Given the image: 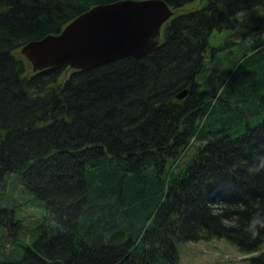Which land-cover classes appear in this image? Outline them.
Masks as SVG:
<instances>
[{"label": "trees", "instance_id": "16d2710c", "mask_svg": "<svg viewBox=\"0 0 264 264\" xmlns=\"http://www.w3.org/2000/svg\"><path fill=\"white\" fill-rule=\"evenodd\" d=\"M117 1L0 0V264H177L179 243L221 238L261 251L264 0H164L144 56L32 71L23 45Z\"/></svg>", "mask_w": 264, "mask_h": 264}, {"label": "water", "instance_id": "95a60500", "mask_svg": "<svg viewBox=\"0 0 264 264\" xmlns=\"http://www.w3.org/2000/svg\"><path fill=\"white\" fill-rule=\"evenodd\" d=\"M170 16L163 0L100 4L59 33L28 42L20 52L34 72L59 66L84 70L126 57L140 58L159 44Z\"/></svg>", "mask_w": 264, "mask_h": 264}, {"label": "rangeland", "instance_id": "374dc122", "mask_svg": "<svg viewBox=\"0 0 264 264\" xmlns=\"http://www.w3.org/2000/svg\"><path fill=\"white\" fill-rule=\"evenodd\" d=\"M224 39L225 37L222 34L214 33L210 39V43L214 47H218ZM0 200H2L1 204L6 207L7 204L5 202H9L7 197L1 195ZM33 212L42 218L45 214V209L38 207ZM27 220L25 223L30 226L32 223H29ZM177 251L179 258L177 264H250L248 257L264 253V247L253 255H243L224 238H221L210 241L181 242L177 245ZM21 252H23L22 249H20ZM15 255L18 256L17 251Z\"/></svg>", "mask_w": 264, "mask_h": 264}, {"label": "clouds", "instance_id": "9594fccd", "mask_svg": "<svg viewBox=\"0 0 264 264\" xmlns=\"http://www.w3.org/2000/svg\"><path fill=\"white\" fill-rule=\"evenodd\" d=\"M239 17L241 19V22L243 23L244 13L241 12L239 14ZM262 159H264V158H262ZM248 171L250 174H255L256 172L259 171V169L255 168V167H250L248 169ZM249 226L255 230H259L260 228H264V217H254L252 220H250Z\"/></svg>", "mask_w": 264, "mask_h": 264}, {"label": "bare ground", "instance_id": "6f19581e", "mask_svg": "<svg viewBox=\"0 0 264 264\" xmlns=\"http://www.w3.org/2000/svg\"><path fill=\"white\" fill-rule=\"evenodd\" d=\"M163 1H164V0H163ZM164 3L166 4L165 1H164ZM166 6H167V8L169 9V11L171 12V16L169 17V19H170V18L172 17V15H173V12H172V10L169 8V6H168L167 4H166ZM169 19H168V20H169ZM168 20H167V21H168ZM167 21H166V22H167ZM159 43H160V42H159ZM157 46H158V45H157Z\"/></svg>", "mask_w": 264, "mask_h": 264}]
</instances>
